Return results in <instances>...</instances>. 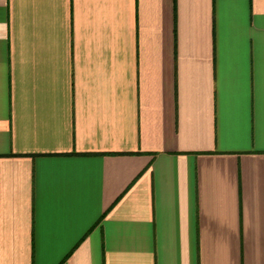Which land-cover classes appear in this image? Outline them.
<instances>
[{"label":"crops","instance_id":"obj_1","mask_svg":"<svg viewBox=\"0 0 264 264\" xmlns=\"http://www.w3.org/2000/svg\"><path fill=\"white\" fill-rule=\"evenodd\" d=\"M0 264H264V0H0Z\"/></svg>","mask_w":264,"mask_h":264}]
</instances>
